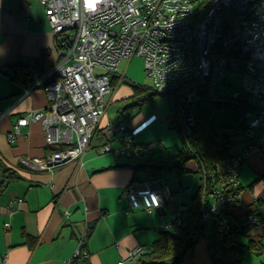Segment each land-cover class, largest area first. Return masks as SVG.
<instances>
[{"label":"built area","instance_id":"built-area-1","mask_svg":"<svg viewBox=\"0 0 264 264\" xmlns=\"http://www.w3.org/2000/svg\"><path fill=\"white\" fill-rule=\"evenodd\" d=\"M38 1L56 37L54 79L44 86L47 105L19 116L7 138L14 142L22 126L39 122L45 144L57 148L40 158L21 157L20 163L31 170L53 171L78 159L106 112V95L125 78L119 72L120 62L138 56L151 80V92L168 100L170 115L179 118L184 136L191 134L194 107L203 101L231 102L241 109V134L247 145L209 173L213 193L200 221L209 226L211 218L239 204L243 157L258 151L264 141V0ZM28 70L38 85V68ZM229 72L239 75V87L230 96L220 93L230 86ZM118 129L122 136L108 128L109 136L115 133L113 137L121 136L123 141L116 151L127 156L140 152L132 145L128 122ZM111 150L107 144L100 147L102 153ZM124 196L132 207L151 212L170 201L173 193L168 183L157 178L130 182ZM184 210L178 205L160 227L170 229ZM247 220L259 221L253 213L247 214ZM144 250L137 245L126 259L138 260ZM79 254L78 248L74 257Z\"/></svg>","mask_w":264,"mask_h":264},{"label":"crops","instance_id":"crops-1","mask_svg":"<svg viewBox=\"0 0 264 264\" xmlns=\"http://www.w3.org/2000/svg\"><path fill=\"white\" fill-rule=\"evenodd\" d=\"M56 61L55 37L44 6L38 0H0V181H6L0 189V264H119L121 260L140 264L126 259L128 251L137 245L148 249L158 238L161 220L168 219L178 205H191L200 184L198 164L189 160L181 177H161L175 190L163 207L148 212L131 206L124 191L130 182L140 180L132 165L176 153L182 142L180 134L168 128L166 98L155 95L137 102L132 87L121 82L106 95V112L78 159L53 171L24 167L21 157L40 158L57 148L45 144L39 122L22 126L14 142L7 138L19 116L47 105L44 86L54 79ZM29 66L40 69L38 85L28 74ZM119 88L124 92L119 93ZM126 97L133 101L123 106L120 101ZM126 121L132 145L140 147L134 156L116 151L123 144L118 126ZM111 127L121 133L119 139L113 137L115 133L109 136ZM238 135L231 155L247 145ZM104 144L112 150L102 153ZM123 156L128 160L120 161ZM151 180L148 176L142 182ZM238 183L241 200L228 212L242 220V242L264 243V141L258 151L243 157ZM249 213L258 223H249ZM78 248L80 254L74 257ZM183 261L213 264L204 242L188 251Z\"/></svg>","mask_w":264,"mask_h":264},{"label":"trees","instance_id":"trees-1","mask_svg":"<svg viewBox=\"0 0 264 264\" xmlns=\"http://www.w3.org/2000/svg\"><path fill=\"white\" fill-rule=\"evenodd\" d=\"M38 70L40 72L39 68ZM125 79L122 80V83L125 82L132 87V97L137 99V102L155 96L149 85L137 84ZM217 109L236 110L239 107L225 101H204L195 105V125L188 136H184L179 118L169 115L168 118L173 117L169 120L168 128L176 130L185 139H181L180 149L176 153L158 156L155 159L147 157L143 160L144 162L142 161L141 166L132 165L135 171L143 170L152 179H162L163 170L172 171L176 177H181L186 173V162L195 160L201 175L200 184L193 196L191 205H183L186 210L180 215L178 223H172L170 229L159 228L156 241L148 249L145 248L139 256L140 264H182L184 255L188 251H192L198 239L204 236H206L207 250L213 264H242V255L245 251L256 256H264L263 242H256L251 239L246 243L242 242L245 228L241 225L242 220L239 217H234L226 211L214 216L208 227V224L205 225L200 221V215L207 207L213 193L209 173L214 170L217 164L234 157L230 154L233 140H230L229 136L241 134L243 127L241 116H239L236 119V124L231 127L233 134H227L223 131L217 134L212 121L213 113ZM4 178L8 179L6 175ZM162 181L164 180L162 179ZM3 182V180L0 181V189L6 183V181ZM132 182L142 181L135 180ZM170 186L172 193L175 192L173 185ZM238 189L241 190V187L238 186ZM169 219L170 217L165 220Z\"/></svg>","mask_w":264,"mask_h":264},{"label":"rangeland","instance_id":"rangeland-1","mask_svg":"<svg viewBox=\"0 0 264 264\" xmlns=\"http://www.w3.org/2000/svg\"><path fill=\"white\" fill-rule=\"evenodd\" d=\"M119 72L124 73L125 80H129L131 82L142 84V85H149L151 84V80L146 77L144 67H143V59L141 57L135 56L132 58H124L120 64H119ZM226 79L230 86H226L220 89V93H223L225 95H231L233 91L237 90L239 87V75L234 72H229L226 74ZM123 86H128L125 82L122 83ZM119 93H123L124 90L122 88H119ZM133 101V98H123L120 102L123 103V106L131 104ZM204 102V101H203ZM201 102V103H203ZM241 115V109H217L213 113L212 121L213 125L216 127V132L219 134V132L223 131L227 134H233V129L231 128L236 124V119ZM243 122V120H241ZM239 136V135H237ZM237 136H234L237 137ZM180 139H183V136L180 135ZM127 157H121L120 161H127ZM139 175V179L141 181L148 179V174L144 173L142 171L137 172ZM173 176V172L169 170H163L161 177L168 179L169 177ZM211 220V219H210ZM209 220V221H210ZM209 229V228H207ZM198 242H204V244L207 246V240L206 236L200 238ZM195 244V245H196ZM185 256V255H184ZM243 260L242 264H264V256L254 255L251 254L248 251H245V253L242 255ZM184 260V257H183ZM184 263V261H182Z\"/></svg>","mask_w":264,"mask_h":264}]
</instances>
